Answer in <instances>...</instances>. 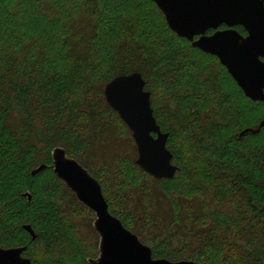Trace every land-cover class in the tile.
<instances>
[{
    "label": "trees",
    "instance_id": "1",
    "mask_svg": "<svg viewBox=\"0 0 264 264\" xmlns=\"http://www.w3.org/2000/svg\"><path fill=\"white\" fill-rule=\"evenodd\" d=\"M20 3L12 10L21 8L34 13L43 8L44 12L25 15V24L38 31L31 35L22 33V28L11 32L6 29L16 26L7 8L3 23L0 21V246H25L24 254L32 264H88L89 248L76 242L72 247L75 262L64 261L61 254H56L69 237L57 207L64 185L51 168V152L56 147L65 150L99 182L103 193L101 181L81 157L87 138L81 131L80 118L85 113L95 131H104L115 119L119 121L117 113L105 103L103 88L116 76L138 72L150 93L153 117L161 131L169 134L166 147L178 167L173 179L159 180L164 191L183 189L208 201L205 225L211 239L215 232L218 242L214 243L221 250L220 260L213 264H264V128L258 134L238 137L242 130L256 128L264 120V102L247 99L233 85V79L231 85L238 96L227 91L217 93L218 60L173 33L153 2L147 1L150 8L140 19L128 10V0ZM50 5L71 19H82L86 27L75 28L74 20L68 22V17L58 30L60 35H47L46 19L54 14ZM137 20L146 27L140 28L141 35L136 36L133 30ZM236 30L246 33L241 27ZM32 38L59 48L54 53L47 52L48 56L41 52L40 59H34L29 55L30 48L26 54L21 53ZM136 39L141 46L133 45ZM164 54L172 63L161 58L157 65ZM200 63V67L186 70L189 64L194 67ZM198 70L199 74L195 72ZM156 72L167 75V87L164 80L155 77ZM225 76L230 81L228 74ZM157 89L166 99L162 114L154 105ZM182 100L184 121L176 120L183 131L182 144L175 145L174 137L180 139V134L166 122L174 120L177 113L173 104L180 105ZM187 160H199L204 171L186 170ZM39 165L47 168L31 176L30 172ZM185 171L190 178L177 186ZM26 192L32 197L30 201L23 197ZM105 200L109 212L131 230L124 214ZM26 224L34 231V240L23 230ZM172 241L166 239L152 246L153 258L212 264L202 252L185 257L184 250L176 248Z\"/></svg>",
    "mask_w": 264,
    "mask_h": 264
},
{
    "label": "water",
    "instance_id": "2",
    "mask_svg": "<svg viewBox=\"0 0 264 264\" xmlns=\"http://www.w3.org/2000/svg\"><path fill=\"white\" fill-rule=\"evenodd\" d=\"M150 1L162 12L164 22L173 33L190 42L192 48L217 58L247 99L264 102V0ZM221 26L225 29H219ZM236 27H241L245 35ZM209 31L212 32L208 34ZM133 87L136 93L143 87L144 93L138 100L132 94ZM114 89L118 90V96L114 95ZM103 96L131 131L137 150L135 165L156 180L173 179L178 167L172 163L173 155L166 147L169 134L161 131L153 117L150 93L145 90L142 75L133 72L112 78L105 84ZM122 104L127 105V112ZM262 128L264 120L256 128L242 130L238 137L258 134ZM146 143L155 146L150 157H146ZM51 160L54 175L95 215L92 227L99 239L98 254L88 258V264H200L153 258L151 248L109 212L99 182L87 169L60 147L52 150ZM46 168L47 165H39L30 174L35 176ZM23 197L27 201L32 198L29 192ZM22 228L32 240L36 238L29 225ZM118 233L124 239H120ZM128 241L135 244V249L129 247ZM25 251V246H0V264H32L29 258L22 256Z\"/></svg>",
    "mask_w": 264,
    "mask_h": 264
},
{
    "label": "rangeland",
    "instance_id": "3",
    "mask_svg": "<svg viewBox=\"0 0 264 264\" xmlns=\"http://www.w3.org/2000/svg\"><path fill=\"white\" fill-rule=\"evenodd\" d=\"M20 1L21 0H0V21L5 15L4 9L7 8L11 12V16L15 18L13 23L16 26L13 28L7 26L6 29L11 32L18 28H22L24 31H22V33H27L29 35L35 34L38 32L36 28L31 24L29 26L25 24V15L28 17L34 15L38 16L44 12L43 8L34 13L25 11L21 8L20 10L13 11L12 9L15 5L21 4ZM147 1L151 2L150 0H128V10L130 12L133 11L140 19V17L147 15L148 9L150 8L146 4ZM37 6V8H39V4ZM45 6H47L46 3ZM150 6L152 5L150 4ZM48 7H50L49 10L51 13L54 14L52 17L46 19V27L48 29L47 35L52 37L56 34L60 35L58 30L63 26V22L67 21L70 17L68 16V18L64 11H57L54 6L50 5ZM75 18L76 19L70 18L68 22L74 20L73 26L75 28L82 27L83 29L86 27L84 26V22L81 21L82 19L79 20L78 17ZM1 23H3V21H1ZM135 25L136 27L133 30L134 34L136 36L141 35L140 28L146 27V24L137 20ZM135 25L133 24V26ZM136 40L133 41V45L135 47L141 46L139 39ZM26 43V50H22L21 53L26 54V51L30 48L29 50L31 51H29V55L34 59L37 58V60L40 59L42 55L41 52H44V54L48 56L47 52L54 53L55 49L59 48L57 45L56 47L46 46L45 42H41L39 39L36 40L34 38L29 42L26 41ZM114 49L113 52L115 51ZM188 55H190V60L191 54ZM195 57L196 60L199 61L197 55H195ZM38 63L40 65V62ZM201 64L203 63L197 64L194 67H190L189 64L186 70L188 68L194 70L193 68H197V66L200 67ZM207 64L210 66L209 62ZM218 65H220V68H218L217 71L216 67H211L214 68L218 76L217 93L227 91V93H231V95H237L238 93L231 85L232 78L226 73V69L219 61ZM195 72L199 74V70ZM226 74H228L230 81H227L228 78L225 76ZM232 82L233 85L236 84L234 80H232ZM154 96L156 98L154 105L159 108L158 113L162 114L163 111H161V107L167 105L166 99L162 91L158 89ZM183 103L184 100H182L180 105L173 104V108L176 110L177 115L174 120L169 119L166 122L167 126L175 128L176 132L180 134V139L174 137L175 145L182 144L180 141L182 140L181 136L183 131L176 120L180 119V121H184L182 118V112L184 111ZM80 120L82 121L80 122L81 131L87 138V147L81 154L82 160L86 162V165H88L91 171H94L96 177L104 186V197L117 212L122 215L124 214L128 228L139 238L141 243L151 248L166 239H172L173 245L180 250H184L183 255L187 258H189L190 255H197L199 252H202L211 263L220 260L218 258L221 250L218 249V246L214 243V241H216L215 239H217L215 237V232L211 239L208 234V226L205 225L207 218H205L204 215L209 212L208 201L202 199L196 192L185 193L183 189H179V191L172 189V193L165 192L162 187L163 184H161L159 180L154 179L136 166L134 163V160L137 159L136 146L131 131L120 118L119 121L115 119L114 124H110V127L104 131H95L94 124L89 121L85 113ZM135 166L140 171L136 170ZM185 168L186 170L193 169L194 172L197 170L199 173L204 171L202 170L203 168L199 160H194L193 162L187 160V162H185ZM190 172H192V170ZM203 175L204 173L201 174V177H203ZM184 178H190V176H187L186 171L185 175L183 173L180 183H177V181L176 185L179 186L183 184L186 180ZM63 185L64 187H62L61 190L62 197L57 207L62 212L69 240L64 239L65 243H63V246H60V253L56 252V254H61L64 261L68 259L73 260L75 256H73L72 247L76 242L77 244H82L84 247L89 248L87 254H89L90 258H95L97 256L99 240L92 227L95 216L91 210L77 201L74 194L64 183ZM216 233H218V231H216ZM216 242H218V240ZM37 247L40 248V245ZM24 256L28 257L27 254H24ZM76 264L78 263L76 262Z\"/></svg>",
    "mask_w": 264,
    "mask_h": 264
},
{
    "label": "snow or ice",
    "instance_id": "4",
    "mask_svg": "<svg viewBox=\"0 0 264 264\" xmlns=\"http://www.w3.org/2000/svg\"><path fill=\"white\" fill-rule=\"evenodd\" d=\"M161 58L165 59V60L168 62V64H171V63H172L171 59L168 57V54H164L163 57H159V58H158V60H157V65L159 64V59H161ZM162 71L166 73V72H167V68H164ZM147 74L150 75V76L153 75V73H150V72L147 73ZM154 75H155L156 78H158V79H162V80L165 81V84H164L165 87L168 86V84H167V82H166V81H167V75H162L161 72H156ZM154 83H155V80H154ZM143 87H144V85H143ZM143 87H142V88H143ZM142 88L140 89V93H136V92H135V88H134V87L132 88V94H133V96L137 97V100L139 99V96H140L142 93H144V92L142 91ZM114 95L118 96V90L114 89ZM122 107L125 108V111H126V112L128 111V107H127V105H123V104H122ZM154 151H155V146L146 143V145H145L146 157H150ZM117 235H118V237H119L120 239H124L122 236H119V233H118ZM128 244H129V247L135 249V244H134L133 242L128 241ZM137 251H139V250H137Z\"/></svg>",
    "mask_w": 264,
    "mask_h": 264
},
{
    "label": "flooded vegetation",
    "instance_id": "5",
    "mask_svg": "<svg viewBox=\"0 0 264 264\" xmlns=\"http://www.w3.org/2000/svg\"><path fill=\"white\" fill-rule=\"evenodd\" d=\"M219 29H225V26H221ZM94 214V213H93ZM95 216V215H94ZM95 219V218H94ZM98 254V253H97ZM23 257H26L24 256V254L22 255ZM28 258V257H27Z\"/></svg>",
    "mask_w": 264,
    "mask_h": 264
}]
</instances>
